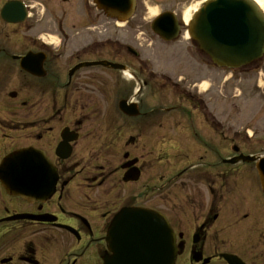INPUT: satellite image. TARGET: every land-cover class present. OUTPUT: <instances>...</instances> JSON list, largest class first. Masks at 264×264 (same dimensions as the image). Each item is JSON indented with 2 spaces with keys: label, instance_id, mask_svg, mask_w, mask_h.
Wrapping results in <instances>:
<instances>
[{
  "label": "flooded vegetation",
  "instance_id": "af4514ba",
  "mask_svg": "<svg viewBox=\"0 0 264 264\" xmlns=\"http://www.w3.org/2000/svg\"><path fill=\"white\" fill-rule=\"evenodd\" d=\"M6 3L18 22L0 16V172L19 150L36 158L0 173V264H107L110 228L126 209L161 218L174 264H264V137L224 128L198 76L153 65L160 56L137 42L140 22L136 42L113 50L96 0H0V12ZM109 59L125 71L82 66ZM147 218L140 256L152 264L167 240Z\"/></svg>",
  "mask_w": 264,
  "mask_h": 264
},
{
  "label": "water",
  "instance_id": "95a60500",
  "mask_svg": "<svg viewBox=\"0 0 264 264\" xmlns=\"http://www.w3.org/2000/svg\"><path fill=\"white\" fill-rule=\"evenodd\" d=\"M96 2L98 7L109 16L120 19L129 17L134 7V0H96ZM11 7V4H5L1 10V17L8 22H18L16 18H11ZM256 7V4L250 0H208L192 15L188 24V34L214 65L229 69L240 68L257 60L264 52V18L256 14ZM151 29L166 41L175 39L179 34L177 19L171 12L158 15L153 20ZM90 65L123 68L107 61L85 63L82 66ZM21 66L27 68L26 62H22ZM124 106L127 105L120 104L123 111L134 113ZM27 154L28 152L21 151L5 160L1 165V178L6 177L5 172L11 163H17L22 167L26 159L36 158L35 154ZM248 160L254 161L255 158L249 157ZM258 168L264 185V159L258 163ZM18 193L22 194V192ZM147 217L154 221L157 219V235L160 236L161 241L167 240V246L163 242L157 247L162 260H153L152 264H174L177 251L172 244L171 234L167 238V233L164 232L165 223L159 217L156 218L145 211L139 213L135 209L124 210L112 224L110 249L113 255L107 264L146 263L145 258L141 260L140 255L145 251V244L150 241L149 236L152 234L146 229L149 225V223L145 224Z\"/></svg>",
  "mask_w": 264,
  "mask_h": 264
},
{
  "label": "rangeland",
  "instance_id": "374dc122",
  "mask_svg": "<svg viewBox=\"0 0 264 264\" xmlns=\"http://www.w3.org/2000/svg\"><path fill=\"white\" fill-rule=\"evenodd\" d=\"M137 1L136 15L129 19L128 22L121 23L118 21L115 24L112 19L109 21L110 48L114 50L118 47L115 41H130L133 38L131 34L134 32L137 22H140L141 29L138 32L137 42L143 45L146 42L142 37L147 38L152 44L149 46L144 45L145 48L143 49L148 52V50H151L149 47H153L155 56H160L159 59H154L153 65L161 67L162 71L163 69H168L169 72H177L182 69L184 73H188L191 80H194L197 76L202 81L205 80V83L200 86L201 96L208 104L210 111L221 114L224 128H229L230 125H233L234 128L239 130L247 129L250 132H254L255 136L264 137V69H261V61L262 59L264 60V57L259 60L258 69H261V71L239 69L234 70L233 74H229L226 72L227 70L216 68L206 55L199 53L197 45L189 38L186 39V35L188 36L186 29L176 39L178 41L166 43L160 40L150 28L151 21L158 13L170 10L183 18L185 12L190 11L192 14L195 9H198L202 5L203 0ZM117 25L123 28L121 29ZM43 28L46 29L45 25L40 26L35 33L42 31ZM49 31L53 30L50 29ZM68 32L70 33V30ZM99 36L101 34L97 35L93 32V40H96L94 41L95 45H99L101 39L105 38ZM77 37L91 36L81 33ZM132 40L136 42L135 39ZM137 46L130 47L138 51ZM176 54L185 61L179 62L176 60ZM108 57L112 56L109 55ZM191 57L201 63L202 71L196 77L193 66L197 65V60L193 61ZM109 61L111 60L109 59ZM229 75L230 77H227Z\"/></svg>",
  "mask_w": 264,
  "mask_h": 264
},
{
  "label": "bare ground",
  "instance_id": "6f19581e",
  "mask_svg": "<svg viewBox=\"0 0 264 264\" xmlns=\"http://www.w3.org/2000/svg\"><path fill=\"white\" fill-rule=\"evenodd\" d=\"M254 1L258 4L259 8H260L262 11H264V3L262 2V0H254ZM195 10H196V9H195ZM195 10H194V11H195ZM190 15H191V12H190V11L185 12L184 17H183V21H184L185 23H187L188 20L190 19Z\"/></svg>",
  "mask_w": 264,
  "mask_h": 264
}]
</instances>
